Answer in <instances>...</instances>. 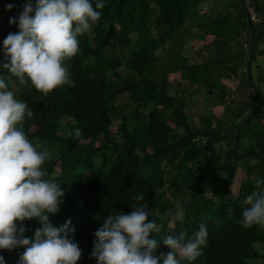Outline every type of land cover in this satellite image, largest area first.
I'll list each match as a JSON object with an SVG mask.
<instances>
[{"label": "trees", "instance_id": "obj_1", "mask_svg": "<svg viewBox=\"0 0 264 264\" xmlns=\"http://www.w3.org/2000/svg\"><path fill=\"white\" fill-rule=\"evenodd\" d=\"M209 1L103 0L105 7L98 10L99 21L78 36L79 51L65 62L74 86L64 85L46 97L34 88L29 90L30 86L20 85L0 67V76L7 85L11 82L18 87L15 98L25 102L33 112L31 117L25 115L21 130L31 143H37L38 151L47 148L52 153V159L46 160L42 169L48 173L45 179L61 185L64 202L50 222L62 227L71 221L70 227L75 232H69V236L82 253L77 264H97L91 255L94 233L104 218L115 213L128 214L132 204L143 202L150 211L149 219L162 226L160 233L153 234L157 239L183 233L186 242L201 223L207 225L202 255L192 262L177 257L181 264H264V227L244 228L239 223L242 201L255 189L256 179H264V97L260 87L252 82L260 103L253 98V104L242 108L230 125L216 123L213 127L212 120L206 119L199 128L189 121L178 96L168 94L146 77H121L120 59L106 52L117 46H130L132 56L128 65L142 76L166 39L182 30L191 18L207 14L201 8ZM26 2L11 0V5L20 13ZM91 2L95 6L96 0ZM237 3L238 25L226 35L223 44L240 43L232 50V57L239 48L247 63L249 42L246 39L244 48L243 42L238 41L241 30H247L254 37L250 65L256 54L255 34L264 28V20L259 28L252 22L249 25L244 13L245 0ZM254 5L264 17V4L256 1ZM212 14L209 20L214 24L226 18ZM3 15L8 27L6 30L0 27V47L9 33L19 31L16 24L9 23L10 18L18 20L13 8L2 9L0 17ZM214 32L220 35L218 29ZM5 62L0 56V65ZM234 67L232 62L231 69ZM255 68L256 79L264 80V67ZM174 71L179 70L176 67ZM183 75L195 81L188 69ZM204 86L209 97L223 99L224 88L220 83ZM124 95L126 101L121 100ZM127 102L133 105L130 113L123 111ZM114 122L116 131L112 132ZM75 128L82 130L81 137L68 134ZM196 135H205L206 142L193 141ZM223 140L227 141L230 155L224 160L218 157L215 170L227 172L229 178L221 189L213 187L210 195L203 185L204 173L214 151L212 143ZM243 158L255 162L247 164V179L232 192L230 185L235 171L238 167L246 169L244 164L240 165ZM167 192L178 198L180 207L174 206ZM137 195L143 196L144 201L134 200ZM181 209L183 218L175 219V212ZM169 220H174L173 227L167 226ZM23 224L29 229L26 233L29 237L40 226L36 220H25ZM23 250H0V256L5 264H17ZM168 251L161 244L157 254Z\"/></svg>", "mask_w": 264, "mask_h": 264}, {"label": "clouds", "instance_id": "obj_2", "mask_svg": "<svg viewBox=\"0 0 264 264\" xmlns=\"http://www.w3.org/2000/svg\"><path fill=\"white\" fill-rule=\"evenodd\" d=\"M12 7L8 5L9 10ZM104 7L103 0H96L95 6L91 0H27L18 20L9 19L19 31L4 39L7 62L0 67L20 85L30 86L29 90L34 88L45 97L64 85L74 86L65 62L78 53V36L99 21L98 10ZM25 115L31 117L32 110L15 98L0 76V250L24 249L17 264H77L82 253L69 236L75 232L71 221L62 227L50 222L64 202L61 185L45 179L48 173L42 169L52 153L47 148L38 151L21 130ZM68 134L79 138L82 130L75 128ZM133 199L144 201L141 195ZM242 205L240 225L264 227V179H256L255 189ZM150 215L143 202L132 204L128 214L104 218L94 233L91 255L97 264H181V259L192 262L202 255L208 235L206 224L201 223L186 242L183 233L161 240L153 234L160 233L162 226L149 219ZM183 216L182 209L174 214L175 219ZM25 220L39 222L31 237L26 235L29 229L23 224ZM161 244L169 251L158 255ZM0 264H5L3 256Z\"/></svg>", "mask_w": 264, "mask_h": 264}, {"label": "rangeland", "instance_id": "obj_3", "mask_svg": "<svg viewBox=\"0 0 264 264\" xmlns=\"http://www.w3.org/2000/svg\"><path fill=\"white\" fill-rule=\"evenodd\" d=\"M233 0H210L207 4L203 5L201 8V12H205L203 16H199L198 19L191 18L188 20L186 26L172 35L170 38L164 41V44L155 52V57L153 62L147 67L144 74L142 76L138 75L129 65L128 60L132 56V51L130 46H117L115 48L106 49L107 54L113 56L114 58H119L122 66L119 69L121 77L123 78H140L146 77L155 81L161 88L165 89L170 95H175L174 89H176V82L180 80L181 73L185 74L187 69L188 72L195 78V81L198 82L199 85H209V84H219L221 78L228 76V71L231 69L232 61L234 58L232 57V50L238 46L240 43L235 44L232 43L231 47H227L223 42L226 39V35L231 32L236 25H238L237 15L238 13H233L228 7L229 3ZM244 1V0H242ZM258 2L259 4H264V0H245V6L248 11L256 10V6L253 2ZM236 6L239 5V0L233 1ZM215 7L216 10H212L211 8ZM227 8V10H226ZM210 9L212 13L220 14L222 16H226L221 22L216 24L210 22V17H213V14L210 13ZM239 11V9H238ZM21 13V11H20ZM18 14V17L20 15ZM227 14V15H225ZM3 17H5L3 15ZM194 19V20H193ZM196 20V21H195ZM197 20L199 22H197ZM193 22V23H191ZM0 27L4 30L7 29L8 25L0 21ZM219 31L220 35L215 34V30ZM223 33V34H222ZM222 34V35H221ZM133 36V35H132ZM245 39V37H243ZM242 38V39H243ZM213 39V41H212ZM223 39V40H222ZM239 39V38H237ZM239 41V40H238ZM246 48V47H244ZM231 53V55H229ZM0 56L5 58L3 52V45L0 47ZM214 59V60H213ZM217 63L213 64L214 62ZM190 65V66H189ZM178 68L179 72L172 73L175 68ZM171 72V73H170ZM170 73V74H168ZM169 76L172 79L171 87H167V81L165 83V77ZM176 78V79H175ZM184 83V80L181 81ZM188 83V82H187ZM189 85L182 84L178 88H183V86ZM205 86L200 87L201 90V98H198L197 103L189 106L188 115L189 120L191 119L194 125H199L198 114L206 112L208 110L209 104L204 100L206 96ZM180 89V90H181ZM8 90H11L16 93L18 92V87L13 85V83L9 82ZM122 101H126L125 95L121 97ZM252 100V101H251ZM251 104H253L252 97L250 98ZM133 108V105L130 102H127L126 107H124L125 113H130V110ZM210 114H205L204 121L206 119H211ZM191 122V121H190ZM215 123V122H214ZM216 125V124H215ZM112 132L116 131V122H114L113 126L110 128ZM244 141V140H243ZM226 140L220 142L221 145L225 144ZM34 146L37 143H32ZM242 145V144H241ZM246 146V145H245ZM150 150V147L148 148ZM218 155L217 153H215ZM216 157L214 156L211 161L208 163L204 173L203 185L206 188L207 192L211 195L212 188L221 189L224 187L225 183H227L226 179L229 178L227 172L220 173L218 170L216 172ZM225 158H223L224 160ZM247 160L243 158L240 160V165L244 164L246 169L240 167L234 173L235 179L230 185V189L232 192H235L239 187V184L243 181V179L247 178V164L249 166L254 165V160ZM58 171V169H56ZM239 170H244V173H241ZM243 172V171H242ZM243 174V175H242ZM243 177V178H242ZM216 185V186H214ZM170 193V192H169ZM167 192V194L169 195ZM171 198L174 206L177 208L180 207V202L178 198ZM155 210V208H153ZM159 214V213H157ZM168 227H173L175 225L174 220H169L167 223ZM180 258V257H179Z\"/></svg>", "mask_w": 264, "mask_h": 264}, {"label": "crops", "instance_id": "obj_4", "mask_svg": "<svg viewBox=\"0 0 264 264\" xmlns=\"http://www.w3.org/2000/svg\"><path fill=\"white\" fill-rule=\"evenodd\" d=\"M228 5H229L228 7L230 8L231 11H233V13H236V14L238 13L239 15V12L237 9L238 6H236L233 1H231ZM213 8L215 7H212L211 9ZM220 14H223V13H220ZM0 18L2 20V18L4 17L1 16ZM2 22L5 23L4 20H2ZM255 25H256V28L260 27L259 24H255ZM238 37L240 38L239 42L241 41L243 37H245V39H247L248 42H250L251 38H253V41H254V37H251L249 32H247V30L245 29L241 30L240 35ZM233 42L235 41H231L228 44V46L231 47ZM235 44L237 45L236 42ZM255 46H256V54H255L254 60L252 61V64L250 65L248 64L249 59H248V62L246 63L245 56L241 55L240 51L238 50L239 48L234 50V54H233L234 60L232 62L235 64V67L234 69H230L228 71L227 77L221 78L219 81V83L224 88V97L221 101L215 100L209 97L207 95V89L203 88L206 93L204 100L208 102L207 104H209V107L206 112H203V113L199 112L198 114V120L200 123L199 125H194L195 122L193 123L191 119L189 120L195 127L201 128L204 126V116L203 115L205 114H210L209 116H211V119L209 120H212L213 123L215 122L214 124L226 123V125H230L234 121L235 115L242 108H247L251 105L250 98L252 97L253 99V96L251 93L252 92L251 85L253 81L256 82V84L260 87L261 96L264 97V80L258 81L256 79L257 70L255 68V66H259V65L264 67V28H261L260 30H258V32H256ZM175 72H179V71H173L172 73H175ZM179 73L181 74V76H180V80L176 82V85H177L176 89L173 90L176 93L174 96H178L180 100L183 101L184 111L189 118L187 108H189V106L191 105L196 104L198 98H201L200 94H201L202 89L201 90L199 89L202 86L199 85L197 82L193 81L188 75L184 76L181 72ZM166 79H167V85H168L167 87H171L172 85L171 77L169 78V76L167 75ZM182 80H184V83L181 82ZM187 82L189 83V85L183 86L182 89L178 88L182 84H188ZM214 92H217V91L214 90ZM263 123H264V119H263ZM212 145L214 147V151L209 155V162L214 156L216 157L215 160L217 162L218 157L222 159V158H227L230 155L227 141L223 145H221L218 142H213ZM242 146H245V144H242ZM215 153H217L218 155H216ZM239 168L240 167H238V169ZM239 171L241 173H244V170H239ZM234 179H235V176L233 180ZM246 179L247 178L243 179V181H245Z\"/></svg>", "mask_w": 264, "mask_h": 264}, {"label": "built area", "instance_id": "obj_5", "mask_svg": "<svg viewBox=\"0 0 264 264\" xmlns=\"http://www.w3.org/2000/svg\"><path fill=\"white\" fill-rule=\"evenodd\" d=\"M8 5H11V0H0V11L2 9H6L8 8ZM13 7V13L14 15H18L19 14V10L17 7H15L14 5H12ZM249 16H250V21L254 24H259L264 20V17L259 15L257 10L254 9V11H249ZM244 40V41H243ZM241 41L243 42V46L247 47V41L243 38L241 39ZM215 126V124L213 125V127ZM207 137L205 135H196L193 138V141L198 142V143H204L206 142Z\"/></svg>", "mask_w": 264, "mask_h": 264}, {"label": "water", "instance_id": "obj_6", "mask_svg": "<svg viewBox=\"0 0 264 264\" xmlns=\"http://www.w3.org/2000/svg\"><path fill=\"white\" fill-rule=\"evenodd\" d=\"M244 13H245V17H246V20L247 22L249 23V25H251V22H250V16H249V12L247 10L246 7H244ZM252 46H253V38H251L250 42H249V54H248V59L250 61V58H251V50H252ZM251 90H252V93H253V98L256 102H258V104L260 103V99L258 98L257 94L255 93V90H254V87H253V84L251 85ZM240 125V124H239ZM238 125V127H239Z\"/></svg>", "mask_w": 264, "mask_h": 264}]
</instances>
